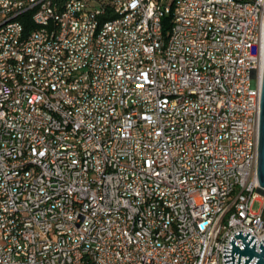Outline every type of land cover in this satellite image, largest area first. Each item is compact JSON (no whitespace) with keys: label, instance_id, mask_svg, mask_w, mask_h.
<instances>
[{"label":"built area","instance_id":"built-area-1","mask_svg":"<svg viewBox=\"0 0 264 264\" xmlns=\"http://www.w3.org/2000/svg\"><path fill=\"white\" fill-rule=\"evenodd\" d=\"M60 2L0 0V264H226L241 231L262 252L264 0Z\"/></svg>","mask_w":264,"mask_h":264},{"label":"water","instance_id":"water-1","mask_svg":"<svg viewBox=\"0 0 264 264\" xmlns=\"http://www.w3.org/2000/svg\"><path fill=\"white\" fill-rule=\"evenodd\" d=\"M258 178L260 186L264 191V72L262 82ZM234 235L237 239L243 240L240 242H244V244L239 247L238 243V246H236V240L232 236L230 240V249L225 247L224 250L226 264H251L255 257H257L255 264H264V240L261 241L259 248L262 252H258L257 241L252 234H244V232L241 231Z\"/></svg>","mask_w":264,"mask_h":264},{"label":"bare ground","instance_id":"bare-ground-1","mask_svg":"<svg viewBox=\"0 0 264 264\" xmlns=\"http://www.w3.org/2000/svg\"><path fill=\"white\" fill-rule=\"evenodd\" d=\"M53 10H61L62 0H50ZM83 4H93V0H83ZM7 13V5H0V14ZM20 16H12L0 19V31L18 27ZM38 24H47V17H38ZM87 34H94V26H87ZM85 43H92V36H85ZM264 48V40H263ZM262 101V100H261ZM53 116L63 127H70V120L61 109H53ZM260 137V130H259ZM30 170H36L37 177H44V169H39V162H31ZM134 207H142V200H134ZM109 217H117V209H109ZM141 224L140 214H133L131 217V228L139 229ZM157 245L166 246V237H157Z\"/></svg>","mask_w":264,"mask_h":264},{"label":"rangeland","instance_id":"rangeland-1","mask_svg":"<svg viewBox=\"0 0 264 264\" xmlns=\"http://www.w3.org/2000/svg\"><path fill=\"white\" fill-rule=\"evenodd\" d=\"M263 207H264V197L260 198L259 201L255 202V204L253 206V210L258 213L262 210Z\"/></svg>","mask_w":264,"mask_h":264},{"label":"trees","instance_id":"trees-1","mask_svg":"<svg viewBox=\"0 0 264 264\" xmlns=\"http://www.w3.org/2000/svg\"><path fill=\"white\" fill-rule=\"evenodd\" d=\"M164 26H165V32L167 33L171 27L170 25V18H165L164 19ZM32 25H29V29H31Z\"/></svg>","mask_w":264,"mask_h":264}]
</instances>
